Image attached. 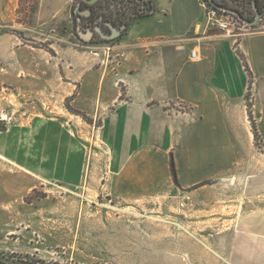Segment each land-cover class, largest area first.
Segmentation results:
<instances>
[{
  "label": "crops",
  "instance_id": "crops-1",
  "mask_svg": "<svg viewBox=\"0 0 264 264\" xmlns=\"http://www.w3.org/2000/svg\"><path fill=\"white\" fill-rule=\"evenodd\" d=\"M17 1L0 0V29L14 23ZM45 1H38L32 28L61 29L66 24L39 22ZM173 1L160 7L166 17ZM179 4L175 25L165 28L154 15L130 23L99 67L79 54L69 60L73 68L55 69L52 45L50 54L0 31V69L31 73L41 59L38 74L50 86L44 95L69 100L80 113L39 114L29 128L0 135V160L40 183L93 198L155 200L176 210L207 206V182L222 179L233 152L249 141L246 97L253 119L264 120V25L244 28L236 43L228 33L207 31L198 0ZM90 132L101 145L88 156Z\"/></svg>",
  "mask_w": 264,
  "mask_h": 264
},
{
  "label": "rangeland",
  "instance_id": "rangeland-1",
  "mask_svg": "<svg viewBox=\"0 0 264 264\" xmlns=\"http://www.w3.org/2000/svg\"><path fill=\"white\" fill-rule=\"evenodd\" d=\"M38 1H17L14 23L0 31L14 33L21 42L50 54L52 45L59 55L50 60L55 69L73 68L69 60L79 54L96 67L111 57L108 46L119 38L92 42L80 38L74 13L80 0L43 3L39 22L66 24L56 31L47 25L32 28ZM116 1H108L110 7ZM158 1L154 19L166 21L165 28L175 25L179 0L172 2L167 17L160 7L169 0ZM190 10L197 13L195 7ZM243 11L254 20L252 8L246 6ZM243 25L239 22L229 33L236 43ZM261 25L264 9L252 28ZM41 65L38 59L31 73L20 66L0 69V135L29 128L39 114H80L69 106V100L44 95L43 89L50 86L38 74ZM49 102L52 105L47 108ZM246 106L249 141L233 152L232 165L222 179L207 182L212 189L207 199L212 200L204 207L177 205L176 210L164 209L155 200L143 204L93 198L89 192L65 189L59 183H40L0 160V255L23 264H264V120L253 119L249 97ZM82 118L89 120L85 115ZM91 136L90 132L88 156L101 145Z\"/></svg>",
  "mask_w": 264,
  "mask_h": 264
},
{
  "label": "trees",
  "instance_id": "trees-1",
  "mask_svg": "<svg viewBox=\"0 0 264 264\" xmlns=\"http://www.w3.org/2000/svg\"><path fill=\"white\" fill-rule=\"evenodd\" d=\"M108 1H111V0H101L99 3H96L97 10L100 16L104 17L109 22H114V24L117 23L120 25H125L126 28L130 25V23L139 21L144 18L152 17L156 11L155 6H154L155 5L154 0H119V1H116V4H113V6L111 7H110L111 3L109 4ZM229 1L231 2V4L226 2L225 0H214V2L220 5L231 7V9L238 11L242 16L247 18V20H250L247 17V15L244 13L243 9L246 6L249 8H252V0H249V1L248 0L247 1L229 0ZM256 3L258 6L260 15H262L263 9H264V0H256ZM76 12H77V9L75 7L74 13ZM239 55H240V58L242 59L243 56L241 54ZM256 136L257 135L254 132V137ZM0 264H23V262L21 260L14 261V257L0 255Z\"/></svg>",
  "mask_w": 264,
  "mask_h": 264
},
{
  "label": "water",
  "instance_id": "water-1",
  "mask_svg": "<svg viewBox=\"0 0 264 264\" xmlns=\"http://www.w3.org/2000/svg\"><path fill=\"white\" fill-rule=\"evenodd\" d=\"M97 1H100V0H81V2L88 4V5H92L93 3L97 2ZM208 1L212 6H214V9H217L219 11H223V12L228 13V14H231V16L237 18L241 23L246 25L248 28H252L255 25H257L260 18H261L256 0H252V10L255 14L254 20H252V21L247 20V18L242 16L238 11L231 9V7L220 5L216 2H214V0H208ZM77 12H79L83 16H88L91 14L90 10L81 11L78 6H77ZM105 24L107 26H109L111 28V30L113 31L111 35H109L107 37H102L105 40L117 39L118 37H120L122 35V30L125 28V25H123L121 27H116L111 22H106ZM96 30L98 33L101 32L99 28H96ZM77 32L80 35V38L83 39L84 41H88L89 37H91V35L93 33L92 31L81 32V30L79 28L77 29Z\"/></svg>",
  "mask_w": 264,
  "mask_h": 264
},
{
  "label": "flooded vegetation",
  "instance_id": "flooded-vegetation-1",
  "mask_svg": "<svg viewBox=\"0 0 264 264\" xmlns=\"http://www.w3.org/2000/svg\"><path fill=\"white\" fill-rule=\"evenodd\" d=\"M100 1H97V2L93 3L92 5H88V4L81 2V0H80L76 4V9L78 6L81 11H88V10L91 11V14L88 16H83L79 12L75 13L77 16V18L75 20L76 21V28L84 30V32H86V31H92L93 32L91 37H89V40H88L90 42H92L95 39L103 40V41H110V40H105L102 37H107V36L111 35L113 32L111 30V28L105 24L106 22H109V21L107 19H105L104 17L100 16V14L97 10L96 3H99ZM111 23L114 24V22H111ZM114 26L121 27L123 25L116 23V24H114ZM96 28H99L101 32L98 33ZM125 31H126V27L122 30V35L125 33Z\"/></svg>",
  "mask_w": 264,
  "mask_h": 264
},
{
  "label": "built area",
  "instance_id": "built-area-1",
  "mask_svg": "<svg viewBox=\"0 0 264 264\" xmlns=\"http://www.w3.org/2000/svg\"><path fill=\"white\" fill-rule=\"evenodd\" d=\"M198 2L201 5L200 7L204 10L207 19V31L232 34L231 29L234 25L239 24L237 18L235 19V17L231 16V14L214 9V6H212L208 0H198ZM244 28L245 26L243 25L242 29ZM189 57L193 61H199L196 51H191Z\"/></svg>",
  "mask_w": 264,
  "mask_h": 264
}]
</instances>
